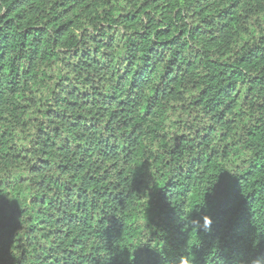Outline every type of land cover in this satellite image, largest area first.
Instances as JSON below:
<instances>
[{
  "label": "trees",
  "instance_id": "1",
  "mask_svg": "<svg viewBox=\"0 0 264 264\" xmlns=\"http://www.w3.org/2000/svg\"><path fill=\"white\" fill-rule=\"evenodd\" d=\"M256 259L264 0H0V264Z\"/></svg>",
  "mask_w": 264,
  "mask_h": 264
},
{
  "label": "clouds",
  "instance_id": "2",
  "mask_svg": "<svg viewBox=\"0 0 264 264\" xmlns=\"http://www.w3.org/2000/svg\"><path fill=\"white\" fill-rule=\"evenodd\" d=\"M192 225L198 228L200 231L208 232L211 230L212 219L211 217L204 215L201 219L192 220ZM184 264H188L187 261H184ZM252 264H264V260L256 259L252 262Z\"/></svg>",
  "mask_w": 264,
  "mask_h": 264
}]
</instances>
